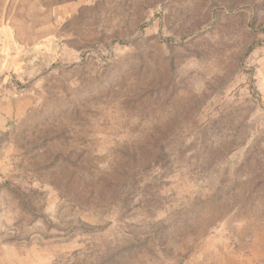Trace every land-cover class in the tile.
I'll return each instance as SVG.
<instances>
[{"label":"rangeland","instance_id":"1","mask_svg":"<svg viewBox=\"0 0 264 264\" xmlns=\"http://www.w3.org/2000/svg\"><path fill=\"white\" fill-rule=\"evenodd\" d=\"M10 16L0 264H264V0Z\"/></svg>","mask_w":264,"mask_h":264},{"label":"crops","instance_id":"2","mask_svg":"<svg viewBox=\"0 0 264 264\" xmlns=\"http://www.w3.org/2000/svg\"><path fill=\"white\" fill-rule=\"evenodd\" d=\"M32 0H0V28L7 23H12V16H10L11 6L31 4Z\"/></svg>","mask_w":264,"mask_h":264}]
</instances>
